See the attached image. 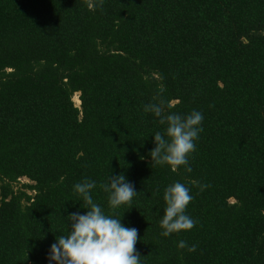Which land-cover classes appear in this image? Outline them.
Segmentation results:
<instances>
[{
  "label": "trees",
  "instance_id": "obj_1",
  "mask_svg": "<svg viewBox=\"0 0 264 264\" xmlns=\"http://www.w3.org/2000/svg\"><path fill=\"white\" fill-rule=\"evenodd\" d=\"M161 100L204 115L191 173L151 164ZM120 174L138 193L113 210L100 186ZM85 179L141 264H264V0H0V264H50ZM177 181L197 224L165 238Z\"/></svg>",
  "mask_w": 264,
  "mask_h": 264
},
{
  "label": "clouds",
  "instance_id": "obj_2",
  "mask_svg": "<svg viewBox=\"0 0 264 264\" xmlns=\"http://www.w3.org/2000/svg\"><path fill=\"white\" fill-rule=\"evenodd\" d=\"M89 7L93 5L89 4ZM168 107L163 100L144 107L146 113L153 114L159 118L161 125H166L163 133L157 131L152 136L155 146L148 153L151 164L167 165L174 173L181 168L191 173L189 157L196 151V142L203 132L204 115L196 110L186 115L166 112ZM193 186L200 191L209 187L198 183ZM96 187V182L88 179L73 185V191L83 201V209L87 211L83 214L79 211L68 214V234L56 238V242L50 246V264H141L142 256L135 247L138 230L124 226L121 223L122 217L106 214L94 202L92 191ZM100 187L107 194L108 206L113 210L130 205L138 193L123 174L108 176ZM192 200L191 188L179 181L164 189L165 207L159 221L162 237L190 231L196 226L197 221L186 212ZM177 247L187 248L189 252L196 251V245L189 247L183 240L178 242Z\"/></svg>",
  "mask_w": 264,
  "mask_h": 264
},
{
  "label": "rangeland",
  "instance_id": "obj_3",
  "mask_svg": "<svg viewBox=\"0 0 264 264\" xmlns=\"http://www.w3.org/2000/svg\"><path fill=\"white\" fill-rule=\"evenodd\" d=\"M77 95L78 94H76V95L73 96V101L78 106L79 105V102H78V96ZM30 183H32V182L28 181L26 178H21V179H19V181H17L14 184V189L22 188V189H25L26 190V188L24 187V185L25 184H30ZM27 192L30 193V194L33 193L31 190H28V189H27Z\"/></svg>",
  "mask_w": 264,
  "mask_h": 264
},
{
  "label": "bare ground",
  "instance_id": "obj_4",
  "mask_svg": "<svg viewBox=\"0 0 264 264\" xmlns=\"http://www.w3.org/2000/svg\"><path fill=\"white\" fill-rule=\"evenodd\" d=\"M79 102V101H78Z\"/></svg>",
  "mask_w": 264,
  "mask_h": 264
}]
</instances>
